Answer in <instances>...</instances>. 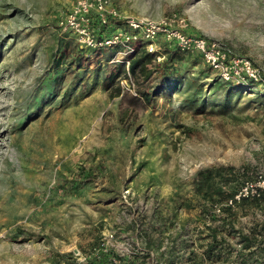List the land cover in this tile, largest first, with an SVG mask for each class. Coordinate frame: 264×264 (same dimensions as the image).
I'll list each match as a JSON object with an SVG mask.
<instances>
[{"label": "rangeland", "instance_id": "obj_1", "mask_svg": "<svg viewBox=\"0 0 264 264\" xmlns=\"http://www.w3.org/2000/svg\"><path fill=\"white\" fill-rule=\"evenodd\" d=\"M76 1L0 0V264H73L60 257L69 252L79 264L98 242L121 255L145 252V231L157 242L155 263L240 264L249 250L241 232L261 222L264 211L253 202L231 211L206 203L192 177L217 163L264 174V105L245 93L224 113L209 112L212 100L198 112L183 87L140 92L158 83L157 73L138 80L126 63L108 85L105 76L122 63L121 46L94 51L62 31L59 20ZM112 6L127 16L182 18L186 32L249 58L264 78V0ZM164 40L137 43L155 53L149 67L166 59ZM61 48L62 68L80 63L54 92ZM181 49L189 53L183 67L223 81L200 52ZM214 228L220 241L208 253Z\"/></svg>", "mask_w": 264, "mask_h": 264}, {"label": "trees", "instance_id": "obj_2", "mask_svg": "<svg viewBox=\"0 0 264 264\" xmlns=\"http://www.w3.org/2000/svg\"><path fill=\"white\" fill-rule=\"evenodd\" d=\"M95 23L99 26V36H102L112 33L117 25L121 24V21L111 18L106 24H100L98 20H96ZM163 44L165 45L167 57L162 62L155 63L153 68L149 67V65L155 62V53L148 51L145 46H136L135 51L130 55L129 72L135 76L136 79L140 80V78H144L145 81H149L153 72L155 71L157 73L156 78L158 83L155 85L150 83L144 88L140 86V92L146 90L147 94H151L150 91L153 89V93L160 95L167 91L171 92L174 88L183 87L185 88V94H187L185 97L187 102L193 105L198 112L204 111L207 102L212 100L214 108H211L209 112L224 113L232 107V103L237 102L245 93H255V96L250 98V102L264 105V82H258L252 79L222 81L218 76H210L204 69L200 71L197 70L198 72H196V75L194 71H189V66H182L189 57L188 51L182 50L174 41L164 40ZM100 49L101 48H95L94 51ZM106 49L110 50V47ZM116 50L117 49L111 51L109 56H113ZM62 51L61 48V55L57 59L55 66L57 69H53L55 75L54 92L63 87L66 76L65 72L67 70L71 72L74 70V65L76 66L80 63H73L71 61L68 67L62 68V57H65L67 49L64 48V52ZM56 55L57 54H55V57ZM199 61V58L193 60L194 63ZM123 63L124 62L118 64L116 70L105 76L104 81H107L108 85L114 83L124 71L125 65ZM126 77H128L127 74ZM97 78H99V76L96 77V80ZM205 78L210 79L208 86H206V82L204 81ZM184 84L185 86H183ZM260 84H263V87H260ZM219 92H222L224 95L221 101L215 98ZM217 102L219 103L217 104ZM258 175L257 171H251L248 166L238 168L232 164L217 163L199 168L192 177V187L195 193L201 196L200 199H204L206 203H210L211 205H222L225 209L231 211L234 206L227 204L228 200L235 196L246 181L256 179ZM245 202H253L264 211V191L259 196L245 197L235 204ZM230 228L233 230V227ZM241 233V241L244 247L249 250L246 254H243V260L240 264H264V252L257 253L261 245L264 248V219L252 226L249 232ZM217 237L218 230L214 228L212 233L213 241L211 242L208 253L217 247L220 241ZM144 241L146 245L145 252L134 251L125 255L119 254L111 246H103L102 243L98 242L91 246L86 254V260L79 264H160V257L157 258L156 263L152 257L151 250L154 249L157 242L150 232H144ZM60 257L65 258L68 263H70V261H73V264L78 263L71 252L60 254ZM116 259L120 260V262H117ZM54 261L55 264H61L60 260Z\"/></svg>", "mask_w": 264, "mask_h": 264}, {"label": "built area", "instance_id": "obj_3", "mask_svg": "<svg viewBox=\"0 0 264 264\" xmlns=\"http://www.w3.org/2000/svg\"><path fill=\"white\" fill-rule=\"evenodd\" d=\"M111 18L121 21L116 29L108 34L99 36L100 24H106ZM59 26L64 32L73 33L77 41L92 48H107L121 46L117 59L130 65V55L135 51L138 42H153L160 35L167 40L176 42L183 49H195L200 52L205 62L224 80L263 81L260 71L247 57L232 55L229 50L215 40L192 35L185 31V21L177 16L161 20L147 16H127L112 6V0H77L59 20ZM152 43L150 49H153ZM264 191V174L256 179L246 181L233 198L227 202L235 205L245 197L259 196ZM219 210V209H218ZM103 246H108L102 242ZM87 255H81V261ZM117 262L120 260L116 259Z\"/></svg>", "mask_w": 264, "mask_h": 264}]
</instances>
